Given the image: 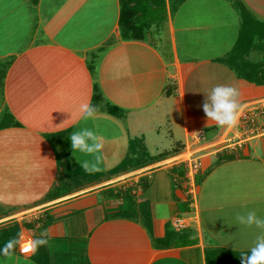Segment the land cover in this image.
Segmentation results:
<instances>
[{
  "label": "crops",
  "instance_id": "0c3cea01",
  "mask_svg": "<svg viewBox=\"0 0 264 264\" xmlns=\"http://www.w3.org/2000/svg\"><path fill=\"white\" fill-rule=\"evenodd\" d=\"M23 3L17 20L31 27L29 46L6 70L0 66V231L18 224L23 239L0 264H39L35 249L21 251L24 237L48 239L45 264H207L209 250L248 251L222 239L235 231L237 213L264 210V135L237 154L207 152L226 129L241 135L244 114L264 107L257 99L264 88L230 65L241 51L264 73V0H132L131 27L121 25V0ZM216 86L238 89L237 127L208 121L202 106ZM83 103L97 109L92 119H83ZM160 123L175 142L154 154L144 132L159 135ZM82 128L104 138L98 171L80 167L78 160L92 157L71 149L70 135ZM144 154L150 159L140 161ZM129 155L136 162L125 170L101 181L91 176L118 169ZM182 156L201 164L195 174ZM78 169L88 173L83 185L71 179ZM225 212L231 224L221 226ZM172 233L195 243L177 246Z\"/></svg>",
  "mask_w": 264,
  "mask_h": 264
},
{
  "label": "clouds",
  "instance_id": "9594fccd",
  "mask_svg": "<svg viewBox=\"0 0 264 264\" xmlns=\"http://www.w3.org/2000/svg\"><path fill=\"white\" fill-rule=\"evenodd\" d=\"M205 95L206 100L202 107L208 121H214L218 127L222 128L237 126L242 109L238 89L230 86H216ZM79 110L84 120L92 119L97 111L94 106L88 103L81 104ZM69 141L74 156L79 152L92 157L91 160H78L79 166L85 171H98L97 165L104 155V138L89 128H82L73 132L69 137ZM235 220L238 226L256 230L252 246L246 254L240 257L242 264H264V217H261L255 211H247L237 213ZM22 239L21 234L19 237L7 241L0 247V255L6 258L11 257L16 247L21 244ZM48 243V239L38 238L31 241L27 249L22 248L21 250L38 249L41 246L48 245Z\"/></svg>",
  "mask_w": 264,
  "mask_h": 264
},
{
  "label": "rangeland",
  "instance_id": "374dc122",
  "mask_svg": "<svg viewBox=\"0 0 264 264\" xmlns=\"http://www.w3.org/2000/svg\"><path fill=\"white\" fill-rule=\"evenodd\" d=\"M18 1V2H17ZM23 1L25 0H0V66L4 67V70L7 69V64L12 63L11 60L16 59L17 55L20 52H23L28 46H29V41L31 40V33H30V29L31 27L27 24L25 19L21 20V24L18 22L17 20V16L18 13H20L19 17H25L26 11H27V3L24 4ZM13 2L16 6L13 5ZM28 2V1H27ZM20 3V6H22V8L20 6L17 5ZM15 8V10H13ZM16 10H18V12H15ZM102 13L104 14V18L107 17L106 16V11L102 10ZM35 17L37 16V13H34ZM6 16H9L11 18H5ZM35 20V18H33ZM41 19V18H40ZM60 21V23L64 22V19H61L60 17H58L57 19H55L54 22ZM106 22V20L103 21H99L100 23L102 22ZM29 22V21H28ZM31 24V22H30ZM66 24V23H64ZM102 27V26H101ZM27 28V29H26ZM28 30V31H27ZM62 42L64 41V38L61 39ZM67 41V39H66ZM68 43V42H67ZM76 42L74 41V43H72L71 45H73L74 47L77 46L75 45ZM69 46V44H68ZM143 83H146L147 79L143 78L141 79ZM123 83H120V86H122ZM262 94V93H261ZM257 99H264V97L262 95H258ZM4 99L2 98L1 94H0V111L2 110V113L4 112ZM264 103V102H262ZM262 105V104H260ZM253 110L256 109L255 106H253ZM252 107H245L244 111L247 112V110L251 111ZM5 110L7 112V108L5 107ZM134 115V114H133ZM246 114H244L245 116ZM243 116V118H244ZM169 118H165L163 117V122H168ZM160 123V124H162ZM238 126V125H237ZM235 126V127H237ZM227 131L224 132V134L220 135L219 139H215L214 141H212L214 144L213 148L211 149V151H208L207 154L211 153L213 150L214 152L228 147L229 151H234V154H237L239 147L236 146L237 143L243 141V137L242 134L238 135L240 132H234L232 130L226 129ZM132 132V131H131ZM133 133V132H132ZM137 134H139V132H136ZM145 136H146V143L149 147V149L151 150L152 153H157L155 148H162L161 151L164 150H168L171 148V146H173L174 142H175V138H173L168 123L166 124H162V129L160 130V134L157 135V133L154 130H149L144 132ZM173 133H176L175 131ZM179 133V131L177 132ZM137 138H141V137H137ZM134 147L136 150H139V146H140V141H135L133 143ZM206 153V152H205ZM153 156V154L151 155ZM210 157V156H209ZM67 159V157H66ZM188 156H182V158H178V161H187ZM169 163H167L168 165ZM167 168V166H164L161 169H165ZM158 173H161L160 175L163 176L165 171L164 170H160L158 171ZM156 175V174H155ZM169 177V176H168ZM169 179L171 180V178L169 177ZM165 180V178H164ZM186 181V180H185ZM187 182V181H186ZM188 183V182H187ZM263 189H264V185H263ZM249 208L246 209V211H241L240 213H244L247 211H252V208L254 207V205H249ZM183 212L185 211L184 208L181 209ZM259 212L260 208L258 207V209L255 210V212ZM264 210H261L259 213H257L258 215H260L261 217H264ZM227 212H225L226 214ZM262 213V214H261ZM232 214L227 213L226 215H222V217H224V221H222L220 223V225L222 226L224 224V222L226 223V225L231 224V220L229 216H231ZM226 217H229L228 219ZM215 218L217 220L221 219V214L215 216ZM226 219V220H225ZM236 229L233 233L231 234H226L225 239H222V241L226 244H231L232 243H236L238 242L239 245H237V248L239 249H244V248H250L252 246V244L250 245H245L246 241H250L253 242L255 235H256V230L255 229H248L245 228L243 226H238L236 224ZM12 228V227H11ZM10 228V229H11ZM246 230H248V232H246ZM250 230V232H249ZM29 236L31 238H34V234L29 233ZM31 243L30 240H28L27 237H24V241L22 243V248L27 249L28 245ZM222 243V242H220ZM223 244V243H222ZM234 247V246H233ZM32 249H28V250H23L24 253H29ZM3 264H9V262L7 261H2Z\"/></svg>",
  "mask_w": 264,
  "mask_h": 264
},
{
  "label": "trees",
  "instance_id": "16d2710c",
  "mask_svg": "<svg viewBox=\"0 0 264 264\" xmlns=\"http://www.w3.org/2000/svg\"><path fill=\"white\" fill-rule=\"evenodd\" d=\"M132 0H121V25L123 26H136V14H138L137 9L135 10L133 6L131 5ZM146 2V1H145ZM157 14V13H156ZM161 15V14H160ZM233 56V57H232ZM231 57V68L235 70L238 75L241 77V79L248 81L250 84L264 88V73L261 75L260 72V65L259 64H253L250 63L247 59H245V55L241 53V51H236L235 54H233ZM260 71V72H259ZM115 109V108H114ZM62 156H60V159ZM150 159L147 154H144L143 156H139V160L143 161L144 159ZM167 157L163 156V160ZM132 161H135L131 155H129L126 160L123 162V164L118 167V169L111 171L109 173H98L93 176L96 181H101L106 178H110L111 176H114L115 174L119 173L120 171L125 170L128 165ZM136 162V161H135ZM70 163V162H69ZM69 163L65 166V170L67 173L66 178L70 175L73 170L69 168ZM76 168V167H75ZM78 168V167H77ZM81 172H74L73 177L71 179L75 178V181H77V184L83 185L86 181L85 175L86 173L83 170L78 169ZM70 186V182L65 185V188H68ZM64 188V189H65ZM63 188L58 189L60 192L64 190ZM69 191L66 190V192ZM67 195V194H66ZM20 236V228L18 224H15L11 229L7 228L0 231V247H2L7 241L15 239ZM170 237L176 238L177 243L176 245H192L195 243V241H187L189 237L186 239L185 234H175L172 233L171 235L167 236L168 239ZM246 252H235V251H229L225 249H214L207 251L206 254V262L207 264H242L240 257ZM34 260L39 264H45V262L48 261V253L45 250L44 246H41L38 249H35V253L33 254Z\"/></svg>",
  "mask_w": 264,
  "mask_h": 264
},
{
  "label": "built area",
  "instance_id": "2783aa9c",
  "mask_svg": "<svg viewBox=\"0 0 264 264\" xmlns=\"http://www.w3.org/2000/svg\"><path fill=\"white\" fill-rule=\"evenodd\" d=\"M243 141L236 144L239 148L248 141L258 138L264 135V107H259L258 109H254L252 112H248L243 118ZM190 158L187 159L189 163L188 169L191 174H195L201 164L197 161H189ZM175 229L180 230L184 228V224L180 220H176L173 224ZM23 253L24 251L21 250Z\"/></svg>",
  "mask_w": 264,
  "mask_h": 264
}]
</instances>
